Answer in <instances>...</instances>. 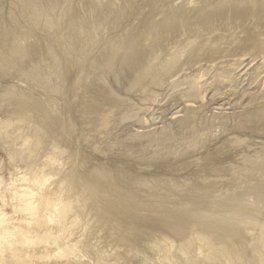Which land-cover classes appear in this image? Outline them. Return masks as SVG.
<instances>
[{
	"label": "rangeland",
	"instance_id": "rangeland-1",
	"mask_svg": "<svg viewBox=\"0 0 264 264\" xmlns=\"http://www.w3.org/2000/svg\"><path fill=\"white\" fill-rule=\"evenodd\" d=\"M179 1L0 0V117H6L13 107V102L7 103L8 99L3 97L6 93L23 95L36 102L57 125L58 137L64 138L54 137L55 142L51 140V143H56L59 150L64 149L67 153L76 152L77 160H80L79 172L90 175L93 185L102 186L103 194H94L92 200L87 199V208L90 209L94 202L92 211L99 214L101 207L110 203L108 206L121 217L117 220L116 216L110 215L106 222L98 224L95 220L87 221V235L81 237V241L83 239L88 251L86 253L84 249L85 252L80 253L87 264H182L176 253L172 254L171 261L164 260L175 245L181 243L187 253L183 264H224V258L212 262L197 253L194 232L184 229L178 218L198 210L202 216L213 217L215 212L203 211L212 202L218 204L216 208L226 207L229 221V211L236 206L238 212H242V205L247 210L255 209L254 206L258 210L264 209V62L260 65L259 57L255 60L250 57L247 59L250 62L245 59L242 65L220 63L223 56L236 54L237 58L239 52L249 49L253 58L257 56L261 42L257 35L251 41L241 40L232 47L227 42L216 47L203 46L202 41L199 44L189 34L173 37L171 44L169 40L165 44L168 45L165 46L166 55L158 56L147 72L138 65L132 70L128 68L126 52L133 49L137 35L156 32L155 25ZM214 2L216 7L228 4L224 0ZM244 2L239 0L237 5H245ZM258 5L257 10L263 9L264 0ZM218 22L220 29H228L227 21ZM207 27L210 29L211 26L207 24ZM208 29L203 28L204 31L201 29L199 33L204 34ZM177 39L184 42L177 44L178 47L188 53V57H181L185 62H179L180 59L173 55L171 46L178 43ZM173 40L176 42L172 43ZM204 47L208 49L203 50ZM223 98L230 100V104L224 103ZM188 112L193 113V117ZM234 112L239 117L232 115ZM32 127L28 122L0 125V175L4 180L8 179L12 169L10 155L15 165L25 167L38 163L37 155L51 149L48 145L40 146ZM206 128L210 131L205 132ZM23 136L31 140H28V146L23 147ZM120 187L129 190L132 199L135 194L139 198L126 203L127 206L119 200L120 203L115 202L116 196L121 195L118 193ZM96 196L100 198L95 199ZM156 215L168 219L171 227L161 226ZM146 225L161 227L162 232ZM169 230L172 235H168ZM150 235L154 236V244H161L162 248L150 244ZM249 263L258 264L253 260Z\"/></svg>",
	"mask_w": 264,
	"mask_h": 264
},
{
	"label": "bare ground",
	"instance_id": "bare-ground-1",
	"mask_svg": "<svg viewBox=\"0 0 264 264\" xmlns=\"http://www.w3.org/2000/svg\"><path fill=\"white\" fill-rule=\"evenodd\" d=\"M214 1L215 0H181L176 4L174 3L176 7L173 4L171 9L169 11H167V14L164 16V19L155 25L156 30H157L156 32H154L155 31V28H154V31H153L154 33L146 32L142 35L141 34L137 35L138 37L134 41L133 49L130 50V53H128L129 51L126 52L127 53L126 55H128V57H129L126 60L130 63L128 68L132 70L133 68L136 67V65H138L142 71H146L148 66L150 64H152V62L158 56L163 55V54L166 55V53H165L166 47L165 46H168V45H165V44L167 43L168 40L170 41V39L173 37L178 38V37H181L185 34L186 35L189 34V36H192L198 42L202 41L201 45L204 44L203 46L206 45L209 47H216L219 44H223V43H224V45H226L225 42H227L232 47V46L238 45V43H236L238 41H241V40H243V42L245 40L251 41V39H253V37L255 35H257L258 39H260V41H261V42L259 41L260 46L258 48V50H259L258 55L256 54L257 56H254V58H253L250 55L251 50L249 49V50H245L244 52H239L240 54H238L237 58H235L236 54H235V56H223L222 59L220 60V63H222V64L223 63L224 64L225 63H232V64L235 63V65H236V63H238L239 65L240 64L242 65V63L245 59L249 60V58L251 57L252 58L251 60H253V59L255 60L257 57H259V61H260V65H261V63L264 62V8L259 9V10H257L256 8H258V6H259L258 4L261 3L262 0H245L246 1V2H244L245 5H241V6L237 5V2L239 0H224V2L228 3V4L224 5L223 7H220V6L216 7V4H214L215 3ZM256 4H257V7H255ZM213 6H215V7H213ZM173 7H175V8H173ZM219 20L227 21L225 24H227L228 29H224V30L220 29L218 27V23H219L218 21ZM207 24L209 27L211 26L210 29H208ZM252 24H254L255 26L252 27L251 26ZM256 24L257 25L260 24V25L257 27ZM203 28L208 29V30H206L204 32V34L199 33L201 29L203 30ZM81 37H83V36H81ZM130 37L131 36L129 35L128 38H130ZM257 37H255V38H257ZM123 40H125V39H123ZM178 40L179 39H177V41ZM174 41L175 40H173L172 43H174ZM190 41H188V42H190ZM200 42H199V44H200ZM182 43H184V42H182V40H181V41H178V43L177 42L174 43V46H171L173 48V50H172L173 55H174V57H178L180 59L179 62L183 60V59H181V57H184V56H185V58L188 57V53L185 51V49L182 48V50H184V51H182L181 47L180 48L178 47ZM170 44H171V41H170ZM177 44H179V45H177ZM191 44H193V43H191ZM185 48L187 50V47H185ZM242 48H244V47L242 46ZM248 48H250V47H248ZM253 48H254V46H253ZM7 49H8V47H7ZM10 49H11V47H10ZM204 49L206 50V49H208V47H204L203 50ZM174 50H175V52H174ZM233 50H234V48H233ZM189 51H190V49H189ZM191 51H192V48H191ZM199 51H201V50H199ZM226 51L224 50V52H226ZM8 53H10V52H8ZM235 53H237V52H235ZM252 53H254V51ZM223 54H221V55H223ZM10 55H11V53H10ZM248 55H250V56H248ZM110 56H112V55H110ZM169 56H170V54H169ZM207 56H208V54H207ZM14 57H15V55H14ZM209 57H208V59H209ZM161 58H162V56H161ZM178 58H177V60H178ZM100 59H102V58H100ZM157 59H156V61H157ZM5 60H7V58ZM175 60H176V58H175ZM169 61H171V59ZM169 61H167V62H169ZM248 62H250V61H248ZM160 66H161V64H160ZM199 66H200V64H199ZM150 67H152V65ZM189 67H191V66H189ZM253 68L254 67H252V69ZM134 71H135V69H134ZM254 71H255V69H254ZM254 71H251V72H254ZM21 73H22V71H21ZM186 73H185V75H186ZM143 74L146 75V73H143ZM144 75H142V76H144ZM154 78H156V77H154ZM157 78H158V76H157ZM143 80L144 79H142V81ZM158 80H160V79H158ZM155 81H156V79H155ZM161 82H162V80H161ZM108 84H110V83H108ZM216 85H218V84H216ZM218 88H219V86H218ZM217 89H215V90H217ZM9 92H11V91H9ZM14 92H15V90H14ZM220 93H221V91H220ZM153 95H154V93H153ZM3 97L5 99H8L7 103L13 102L12 103L13 107L7 112L6 117H2V118L0 117V125L10 126V125H12L13 122L14 123L15 122H24V123L28 122L30 124V126H31V124L34 126V127H32V129H33V131H35V133L34 132L33 133L36 135L37 141L40 144V146L44 145L46 147V145H48V146H50L51 149L49 151H46V152H43V153H40L39 155H37L36 159H37L38 163L27 165L25 167H20V166L15 165L14 164L15 162L13 163L14 158L12 155H10L9 158L11 161L10 163L12 165L11 166L12 169L10 170V172L8 174V179L4 180L2 178V176L0 175V261H2L3 264H87V263L83 262L84 261L82 259L83 257H82V255H80V253H83V251L85 249V245H86V244L85 245L83 244V239L81 241V237L85 236V238H86L87 226H88L87 221H93L94 222V220H95V221H97V224H98L101 221L106 222L107 220L105 221V219H109L110 215L116 216L115 218L117 220H118V217H119V219H121L120 215L118 213H115L112 210V208H110L108 206V205H110V203H108L107 205H103L101 207L100 211H98V212H100L99 214L96 212H93L95 209L94 202H92V206L90 209L87 208V205H88L87 199L92 200L93 199L92 196L94 194L96 195L98 193H100V196H101L102 191H100V190L102 189V186L101 185H93L91 183V176L90 175L82 174L79 172V164H80L79 161L80 160H77L79 158V156L77 157L78 154L76 152H75V154L67 153L66 151H64V149L59 150L58 147L55 145L56 143H53V144L51 143V140L55 139L54 137L57 138L59 136V132L57 131V125L54 123L53 119L47 114V112L43 111V109L40 110V108L36 105V102L32 101L31 99H29L27 97H24L23 95H16L15 93H9V94L6 93V95L5 96L3 95ZM129 101H131V100H129ZM223 102L226 104H230V100H228V99L223 98ZM7 103H6V105H7ZM134 105H135V103H134ZM184 107H185V105H184ZM255 107H257V106H255ZM189 108H190V106H189ZM190 110H192V109H189V111ZM187 111H188V109H187ZM188 113L190 114V112H188ZM191 114H193V113H191ZM232 115L239 117L238 114H236V112H234ZM246 115H248V114H246ZM185 117H187V116H185ZM202 117H203V115H202ZM218 117H217V120H218ZM194 118H195V116H194ZM211 118H213V117H211ZM84 120H85V118H84ZM190 120H192V119H190ZM239 120L237 121V123L240 124L239 126H242L243 124L241 122H239ZM244 120H245V117H244ZM216 121H215V123H216ZM233 121H235V120L233 119ZM205 122L202 121V123H205ZM207 122H208V120H207ZM235 123H236V121H235ZM97 124H98V122H97ZM213 124H214V122H213ZM225 124H226V122H225ZM188 125H190V124H188ZM174 126H175V124H174ZM236 126H238V125H236ZM134 128H135V126H134ZM202 129H204V127ZM239 129H241V128H239ZM60 131L62 132V130H60ZM64 131H65V129H64ZM208 131H210V128H206L205 132H208ZM212 131H213V129H212ZM212 131H211V133H212ZM220 131H221V129H220ZM158 132H159V130H158ZM187 133H186V135H187ZM200 134H201V136H203L202 133H200ZM24 135H25V133H24ZM64 135L65 134H63V137H66ZM147 135L149 136V134H147ZM205 135H207V134H205ZM95 136H96V134H95ZM189 136H190V134H189ZM23 137H24V139L22 138V140H23V147H24L27 143L29 144V142H28L29 139H26L25 136H23ZM60 137H58V138H60ZM153 137H154V135H153ZM163 137H165V136H163ZM190 137L192 138V136H190ZM200 138H202V137H200ZM203 138H205V137H203ZM62 139H64V138H62ZM161 140H164V139H161ZM191 140H193V139H191ZM191 140H190V142H191ZM29 141H31V140H29ZM167 141H169V139ZM54 142H55V140H54ZM35 143H37V142H35ZM162 143H163V141H162ZM28 144H27V146H28ZM33 144H34V141H33ZM129 144H131V143H129ZM126 146H128V145H126ZM17 147H22V146H17ZM131 147H132V144H131ZM142 147H144V146H142ZM25 149H26V147H25ZM22 150H24V149H22ZM139 151H141V150H139ZM175 153H176V151H175ZM29 156L30 155H28V159H29ZM93 175H96V174H93ZM97 177H95V178L97 179ZM106 182H107V180H106ZM110 183L111 182H109L108 184H110ZM114 186H116V184ZM107 187H109V186H107ZM133 191H132V193H133ZM119 192L121 194L120 196H116V198H115L114 195H112V197L116 199V200H114L115 202L124 203L123 206H127L128 204H126V203H129V202L139 198V197L136 198L135 197L136 194H135L134 198L132 199L131 194H129V190H125L121 187L118 189V193ZM94 198L99 199L100 197L96 196ZM108 200L112 201L113 199L109 198ZM144 202H145V200H144ZM217 205L218 204L212 202V203H210L209 206L206 205L207 207H205L204 209H203L204 206H202V208H200V209H203V211H208L207 213L215 212V215L213 217L212 216H210V217L202 216L200 214V211L197 209L198 211L194 212L192 215L190 213V216L185 217V215H184V217L180 216L178 218V219L182 220L181 225L184 229L191 230L194 232V237H196V240H194V239L193 240L196 241V243H197V245H196L197 253H199L200 255L202 254L206 258L207 261H212V262L213 261L215 262V260H217L219 258H221V259L224 258L225 259L224 264H250L249 260H253L254 262H256L258 264H264V212L262 211L264 209L261 210V208H260V210H258L259 208L257 209L256 208L257 206L255 207L253 205L255 209L250 208L252 210H247V209H245V207H243V205L242 206L239 205V206H241L240 208H241L242 212L241 211L238 212L237 210H239V209H237V208H239V207L236 206L232 210L229 211L230 215L228 217H231V221H229V220H227V215H226V211H225L226 207L220 206V207L216 208ZM193 206H195V205H193ZM253 206H250V207H253ZM247 207H249V206H247ZM213 208H215V209L213 210ZM178 209H180V208H178ZM120 210H121V208H120ZM210 214H212V213H210ZM83 215L88 216L89 219L86 220L87 217L86 216L84 217ZM94 216H96V218H94ZM156 216H157V221L161 226L167 227V225H168L169 228L171 227L168 219H166L162 215H156ZM226 221H228V222H226ZM147 225H149V224H147ZM147 227H149L150 229L157 230L158 232L159 231L162 232L160 226H159L160 227L159 229L156 227H153L152 225L147 226ZM118 228H119V226H118ZM118 228H117V230H118ZM153 232H155V231H153ZM169 232H170V230H169ZM150 233H152V232H150ZM165 233L168 234V231H166ZM101 234H103V233H101ZM170 234H171V232L168 235H170ZM175 234H176V232H175ZM156 235L157 234H155V236ZM177 235H179V234H177ZM191 235L193 236V234H191ZM191 235H189V236H191ZM94 236H95V234H94ZM121 236H122V234H121ZM150 236H151L150 244H153L156 248L159 249L161 244H160V246L157 244H154V241H153L154 238L152 239V237H154V236L153 235H150ZM192 236H191V239H192ZM180 238H181V236H180ZM112 240H113V238H112ZM161 240H163V239H161ZM183 240H181V241L183 242ZM187 240H190V238ZM121 241H120V243H121ZM186 242H184V243H186ZM123 244H124V242H123ZM188 244H190V242ZM188 244H186V245L188 246ZM127 246H128V244H127ZM175 246L176 247L173 248L172 253H170L171 250H169L170 252L168 251L170 254H167L165 256L164 260L165 259H166V261L170 260L173 256L172 254L176 253V255L179 256L178 257L180 260L179 262H182V264H183V261H184L183 257H185V254H187L186 248H184L182 243L175 245ZM106 247H107V245H106ZM161 248H162V246H161ZM137 249H138V247H137ZM86 250L88 251V249H85V251ZM123 250H125V249L123 248ZM187 250H188V248H187ZM87 251H86V253H87ZM127 251L128 250H126L125 252L127 253ZM121 252H122V250H121ZM164 254H166V253H164ZM83 256H84V254H83ZM201 258H203V257H201ZM85 261H86V259H85ZM107 263H109V262H107Z\"/></svg>",
	"mask_w": 264,
	"mask_h": 264
},
{
	"label": "clouds",
	"instance_id": "clouds-1",
	"mask_svg": "<svg viewBox=\"0 0 264 264\" xmlns=\"http://www.w3.org/2000/svg\"><path fill=\"white\" fill-rule=\"evenodd\" d=\"M0 264H3V262H2V261H0Z\"/></svg>",
	"mask_w": 264,
	"mask_h": 264
}]
</instances>
